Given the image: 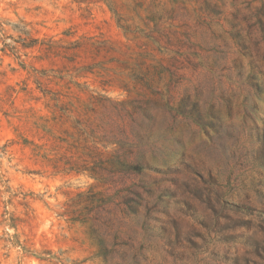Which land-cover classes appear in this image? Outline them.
<instances>
[{"label": "rangeland", "instance_id": "obj_1", "mask_svg": "<svg viewBox=\"0 0 264 264\" xmlns=\"http://www.w3.org/2000/svg\"><path fill=\"white\" fill-rule=\"evenodd\" d=\"M109 1L0 0V264H264V0Z\"/></svg>", "mask_w": 264, "mask_h": 264}, {"label": "trees", "instance_id": "obj_2", "mask_svg": "<svg viewBox=\"0 0 264 264\" xmlns=\"http://www.w3.org/2000/svg\"><path fill=\"white\" fill-rule=\"evenodd\" d=\"M101 1H103L104 3L106 2V3L108 4V6H109L111 12H112L113 14H116V10H115V6H116V5H115L112 1H109V0H101ZM261 25H263V22H261ZM29 46H30V45H23V47H25V48H27V47H29ZM7 48H9L8 50H10V51H13V50H14L13 47H9V45L5 44V45H4V49H7ZM53 100L56 101L55 98H53ZM54 106H55V108H58L56 105H54ZM60 110H62V109H60ZM129 166H130V165H129ZM129 166H128V167H129Z\"/></svg>", "mask_w": 264, "mask_h": 264}]
</instances>
